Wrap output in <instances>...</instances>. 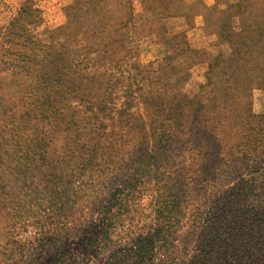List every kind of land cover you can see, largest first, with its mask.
<instances>
[{
	"label": "rangeland",
	"instance_id": "rangeland-1",
	"mask_svg": "<svg viewBox=\"0 0 264 264\" xmlns=\"http://www.w3.org/2000/svg\"><path fill=\"white\" fill-rule=\"evenodd\" d=\"M175 1L0 0V34L18 26L23 42L26 37L32 42L27 53L35 54L37 61L30 64L38 74H44L42 66L61 70L60 77L49 81L54 100L78 95L77 82L91 96L101 90L97 86H113L121 97L126 91L138 96L141 84L165 69L166 76L182 84V94L204 100L209 116L214 112L227 130L230 144L241 148L236 159L227 156L224 161L238 163L242 170V163L256 166L248 172L254 173L256 192L243 200L245 217L241 220L252 227V237L238 245L243 253L231 259L237 264H264V38L241 36L245 31L256 33L260 22L206 25L203 15L214 0L202 1L205 4ZM254 9L251 15L263 16L261 9ZM218 16L213 13L214 18ZM18 50L13 45L0 58V264H138L131 260L130 247L115 243L107 246L114 247L108 252L90 242L85 211L77 208L69 222L67 206L54 212L48 197L54 190L64 195L66 182L47 180L41 164H55L61 156L62 144L53 140L50 127L62 122L37 114V92H32L36 80L22 74L23 68L14 62ZM209 64L216 69L210 79L206 77ZM133 111L141 114L144 110ZM217 179L208 194L234 185L225 176ZM149 198L146 195L139 203L144 219L151 215ZM192 208L184 228L188 238L204 227L206 218L201 211L195 217ZM93 213L94 220L101 219ZM182 244L176 242L180 250ZM194 245L191 257L202 251L198 241ZM226 249L225 245L217 248L219 260L227 256ZM167 257L158 254L151 264H176L175 257Z\"/></svg>",
	"mask_w": 264,
	"mask_h": 264
},
{
	"label": "trees",
	"instance_id": "trees-1",
	"mask_svg": "<svg viewBox=\"0 0 264 264\" xmlns=\"http://www.w3.org/2000/svg\"><path fill=\"white\" fill-rule=\"evenodd\" d=\"M263 22L260 29L264 30ZM13 30L0 34V58L13 45L21 48L14 62L23 68L22 74L36 80L32 92H37V114L62 122L50 127L53 140L62 144V154L55 164H41L47 180L52 177L66 182L64 195L56 190L50 192L48 200L54 212L67 206L69 222L77 208L85 211L88 220H83L89 241L108 252L114 247L107 246L115 243L130 247L131 260L138 264H151L162 253L167 258L175 257L176 264H237L231 258L243 253L238 245L252 237V227L243 225L241 220L245 217L243 200L253 198L256 192L254 173H248L256 166L248 163L244 167L242 163V170L240 164L224 161L227 156L236 159L241 148L230 144L217 115L212 112L210 117L206 112L205 101L182 94L184 87L166 76L167 69L162 73L155 71L158 77L142 83L138 96L126 91L121 97L113 86H97L101 90L91 96L77 82L75 91L79 96L54 100L49 81L60 77L61 70L42 66L44 74H38L30 64L36 63L35 54L27 53L32 46L30 38L23 42L17 34L19 27L14 26ZM207 68L209 78L216 69L210 64ZM134 108L144 111L140 114ZM41 109L48 112H40ZM65 111L69 112L63 121ZM219 175L229 178L233 187L220 194H208ZM146 195L151 199V215L144 219L139 203ZM190 207L194 215L201 211L206 218L204 227L194 230L188 238L184 228L191 216ZM93 212L101 219L94 220ZM197 241L202 251L191 257ZM176 242L183 243V250ZM221 245L227 248L224 260L217 257Z\"/></svg>",
	"mask_w": 264,
	"mask_h": 264
},
{
	"label": "crops",
	"instance_id": "crops-1",
	"mask_svg": "<svg viewBox=\"0 0 264 264\" xmlns=\"http://www.w3.org/2000/svg\"><path fill=\"white\" fill-rule=\"evenodd\" d=\"M205 0H198V3H203ZM205 4V3H203ZM250 6L248 10L247 7ZM255 7L262 10L263 16L251 15V12H256ZM216 12L220 16L214 18L213 13ZM235 14H232L234 13ZM203 19L206 25L220 21V23L229 22L231 24L243 25L256 20L260 22V25L264 21V1L262 0H214L213 4L210 5L209 9L204 13ZM242 37H253L259 36L264 38V30L257 29L256 33L245 31L241 34ZM222 46H225L222 44Z\"/></svg>",
	"mask_w": 264,
	"mask_h": 264
}]
</instances>
